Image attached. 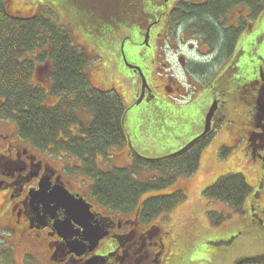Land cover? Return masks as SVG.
Returning a JSON list of instances; mask_svg holds the SVG:
<instances>
[{
    "label": "flooded vegetation",
    "instance_id": "af4514ba",
    "mask_svg": "<svg viewBox=\"0 0 264 264\" xmlns=\"http://www.w3.org/2000/svg\"><path fill=\"white\" fill-rule=\"evenodd\" d=\"M163 1L164 4L156 9L158 14L147 19L137 30L133 28L126 32L118 44L115 43L111 64L114 73L129 85L138 87L132 105H136L142 94V79L139 72L126 67L125 62L138 67L146 81L147 87L138 106L145 103L149 107L151 103L155 105V99L164 98L168 82L176 84V87L169 88L171 97L182 94L184 90L172 75L164 73L171 70L166 49L171 54L177 53L178 42L183 43L184 33L190 26L193 27L197 43H186L194 54L199 47L205 52L203 56L195 54L199 60L191 62L179 57L189 79L187 84L195 86L196 80L197 83L203 82V89H207L204 94L213 98L212 102H217L212 131L216 132L218 126H223L229 132L233 127L229 141L222 143L224 149L232 151L243 143L242 159H249L256 167L258 165L256 177L260 186H264V60L250 68L237 65L244 54L238 46L247 40L254 25L258 27L264 21V0L255 8L244 0H237L217 17V26L233 35L231 46L224 54L220 53V49L210 47L208 35L203 34L195 18L189 17L181 23L176 19L182 5L196 11L209 5L211 0ZM252 43L260 45L261 40ZM250 50L252 52L254 49ZM156 61L160 67L154 66ZM247 62L251 63L249 60ZM150 65L155 67L157 73L154 75L160 80L154 88L151 86L154 69ZM47 67L43 69L48 71ZM127 71H131V74ZM50 75L51 71L48 72L49 80ZM228 101L239 106L240 109L236 110L238 116L227 115ZM4 123L0 119V128L4 127ZM4 129L7 131V128ZM173 131L171 127L164 129L168 137L174 134ZM8 134L0 132V199L4 198L0 205L3 207L0 218L8 211L13 219L10 231L28 233L36 247L40 246L37 247L38 252L43 250L40 253L45 264H166L172 244L171 230H165L158 221L143 223L139 208L122 213L98 205L95 199L92 200L90 189L88 191L83 186L84 178L78 182L81 189H75L78 177L83 175L80 171L82 161L63 153L52 155L48 151H37L28 142L19 139L16 131ZM56 188L70 195L69 204L84 202L81 205L86 209L83 210L85 222L77 215L68 216L63 202H49V195ZM252 209H249L251 217L256 215L258 218L264 214L257 204ZM159 222L162 223V219ZM100 234H103L102 239L95 242V237ZM237 234L238 231L228 236L226 241L235 239L228 245L237 241ZM240 235L241 239L245 237L242 233ZM244 261L239 260L235 264H246Z\"/></svg>",
    "mask_w": 264,
    "mask_h": 264
},
{
    "label": "trees",
    "instance_id": "16d2710c",
    "mask_svg": "<svg viewBox=\"0 0 264 264\" xmlns=\"http://www.w3.org/2000/svg\"><path fill=\"white\" fill-rule=\"evenodd\" d=\"M38 1L51 9L66 10L73 17V21L69 22L73 26L55 24L40 15L24 19L10 13L4 0H0V119L12 122L18 138L28 142L33 149L48 151L52 155L63 153L82 161L80 171L93 183L90 196L100 206L122 213L139 208L143 223L163 212H170L182 199L181 190L173 189V192L146 198L141 203L139 199L145 194L166 190L179 177L192 176L214 132L173 157L146 159L128 149L132 171L160 173L161 177L155 183H140L131 174L127 175L125 168L107 172L98 168V158L109 156L114 149L129 148L130 142L124 132L125 107L122 98L115 92L99 91L90 86L89 72L85 70L93 60L83 47L73 46L71 34V28L75 27L82 32L85 41L97 50L107 46L113 49L118 33L124 35L133 28L137 30L147 19L158 14L156 9L164 1ZM236 1L211 0L209 5L196 11L182 5L176 19L181 23L189 17L195 18L203 34L208 35L210 47L220 49V53L224 54L231 46L233 35L217 26V17ZM244 1L254 8L261 2ZM46 63L50 64L51 71L47 87L32 85L35 70ZM78 108H83L92 116L86 128L77 118ZM71 128H79V131L72 133ZM158 129L161 132L156 131L158 137L145 135L144 138L154 137L158 142L161 138H170L163 128ZM222 153L227 154L226 151ZM250 191L241 174H226L204 189L202 196L208 202L223 203L239 214L243 212ZM207 214L212 220L216 212L208 211ZM219 217L217 221L222 223L224 218ZM8 259V252L0 249V264H14ZM244 263L264 264V255L245 259Z\"/></svg>",
    "mask_w": 264,
    "mask_h": 264
},
{
    "label": "rangeland",
    "instance_id": "374dc122",
    "mask_svg": "<svg viewBox=\"0 0 264 264\" xmlns=\"http://www.w3.org/2000/svg\"><path fill=\"white\" fill-rule=\"evenodd\" d=\"M4 2L10 13L24 19L40 15L49 18L55 24H64L69 28L73 24H69V22L73 21V17L66 10L51 9L46 5L40 4L38 0H4ZM252 31L247 40L238 46L244 53L237 64L240 68L245 66L247 68L254 67L258 65V62H263L264 60V21L259 23L258 27L254 25ZM71 32L73 46L75 48L83 47L84 51L90 54L93 60L87 66L88 69L85 70L86 73L89 72L90 86L99 91L115 92L122 98L125 107L124 132L131 146L129 148L111 150L109 156L98 158L96 160L97 167L105 172L117 168H125V173L127 175L131 174L134 180L140 183H155L161 177L160 173L146 170L132 171L130 167L131 160L127 150L129 149L130 151V147H132L143 158L161 159L178 152L201 133L207 110L210 108L213 98H210L206 93L204 94L207 89H203V82L197 83L195 79V86L187 84L189 79L186 77V72L179 62V57L184 58L186 62H191L194 59L199 60V56H203L205 52L202 47H199L195 52V54L199 55L197 57L190 51L188 43H186L189 42V44L196 45L198 38L196 37L195 29L190 26V29L186 30L183 43L178 42L177 53L171 54L166 49L169 52L171 70L164 73L172 75L184 92L171 97L172 92L169 88L171 86L176 87V84L168 82L166 92L163 95L164 98L155 99V105L151 103L149 107L145 103L140 106L132 105L134 96H137L138 87L129 85L114 73L111 67L114 50L110 49V46L103 48L101 51L97 50L93 45L85 41L80 30L72 27ZM123 37V33L116 35V45ZM259 40H261L260 45L252 43V41ZM251 44L255 47H252ZM252 48L254 50L250 52ZM138 49L140 50V48ZM247 60L251 61V63H248ZM154 66L160 67L158 61H156ZM154 66L150 65L154 69L151 84L153 88L157 83H160L159 78L154 75L157 73ZM43 67H47L48 71L44 70ZM48 72H50V64L46 63L42 67H38L31 78V84L41 85V87L46 88L49 82ZM127 72L131 74V71ZM190 82L193 83L192 79H190ZM207 88L209 90L210 87L208 86ZM54 101L50 100V102ZM226 106L228 108L227 115L231 113L233 117L238 116L236 112V110L240 109L238 105L228 101ZM76 114L83 128L89 126L92 116L88 111L78 108ZM2 122L5 123L4 127L0 128L1 133H6L8 136V133L16 131L12 122L3 120ZM158 127L166 130L171 127L175 131H173L174 134L170 138H161L159 142L154 137H152L153 139L144 138L145 135L147 137L156 136L158 133L156 131L160 132ZM4 128H7V131ZM70 131L77 133L79 128H71ZM233 131V127L228 132L225 127L222 126L220 128L218 126L216 132L209 139V146L202 151L198 168L192 176L179 177L166 190L148 193L139 199L141 203L146 198L173 192V189L183 192L184 196L182 195V199L178 201L170 212H163L147 222V224H150L158 221L159 225L163 226L165 230H171L173 234L171 236L172 244L171 246L169 245L170 251H168V256H166V264H235L239 260L264 255V214L258 218H256V215H254L255 217L250 216V210L256 204L259 205L261 210H264V196H261L264 195V186H260V181L256 177L259 171L258 165L256 167L249 159H242V154H244L243 143L236 146L232 151L222 150L224 149L222 143L229 141V134ZM228 145H225V147L229 148ZM220 146L221 148H219ZM223 151H226L227 154L222 155L224 154L222 153ZM57 158H61V156H57ZM251 168L253 169L252 171L250 170ZM262 172L264 173V170ZM226 174H241L251 189L243 206V214H238L223 203L208 202L202 196L204 189ZM82 178L85 179L83 186L89 191L93 183L84 175L78 177L75 189H81L78 182L82 181ZM260 191H262L261 194H258ZM3 199H0V205L4 201ZM0 210H3L2 206H0ZM208 211L216 212L212 220L208 218ZM7 213L8 211H5L4 217L0 218V249L8 252V260H13L14 264H24L25 262H29V264H45V260L40 253L43 250L41 249L38 252L37 249L40 246L37 245L38 248L36 247V244L28 237V233L10 231L13 219L9 217L11 216L9 213L7 217ZM219 215L224 218L222 223L217 221L220 218ZM160 219H162V223L159 222ZM237 231V241L228 246L227 243H232L235 239L229 241H226V239L230 234ZM240 233L245 237L241 239Z\"/></svg>",
    "mask_w": 264,
    "mask_h": 264
},
{
    "label": "water",
    "instance_id": "95a60500",
    "mask_svg": "<svg viewBox=\"0 0 264 264\" xmlns=\"http://www.w3.org/2000/svg\"><path fill=\"white\" fill-rule=\"evenodd\" d=\"M125 65L130 68V69H135L137 72H139L140 76H141V79H142V94L139 98V100L137 101L136 105H138L139 103H141L142 101V97H143V92H144V89L147 87L146 86V81L140 71V69L138 67H132L130 65H128L126 62H125ZM217 110V102L214 101L212 103V105L210 106L206 116H205V120H204V128H203V131L202 133L197 136L196 138H194L193 140H191L188 144H186L181 150H179L178 152L174 153L173 155L171 156H168V157H173V156H176V155H179L180 153L184 152L185 150H187L189 147H191L192 145H194L196 142H198L199 140H201L202 138H204L207 134L210 133L211 131V124H212V119L214 117V114ZM69 196L68 193H66L65 191H63L62 189H59V188H56L54 189L53 193L49 195V202L50 203H55V202H63L66 206V210H67V213H68V216H79L78 218H81L82 219V222L84 221L85 222V213L84 211L86 210L84 207H82L81 203H84L83 201H80L81 203L79 204H69L68 203V200H69ZM71 198V197H70ZM84 210V211H83ZM82 213V214H81ZM103 237V234H100L98 235V237L94 239V241H98L100 239H102ZM94 247V245L92 246Z\"/></svg>",
    "mask_w": 264,
    "mask_h": 264
}]
</instances>
